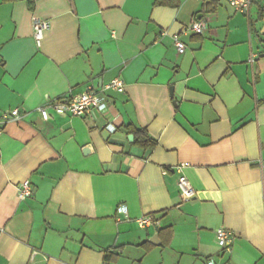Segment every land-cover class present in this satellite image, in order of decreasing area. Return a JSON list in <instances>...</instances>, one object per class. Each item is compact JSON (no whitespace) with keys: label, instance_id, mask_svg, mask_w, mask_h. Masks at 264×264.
<instances>
[{"label":"crops","instance_id":"obj_1","mask_svg":"<svg viewBox=\"0 0 264 264\" xmlns=\"http://www.w3.org/2000/svg\"><path fill=\"white\" fill-rule=\"evenodd\" d=\"M34 16L50 21L40 44ZM194 20L206 29L182 32ZM116 77L125 90L105 92L106 112L35 111ZM14 108L0 135V264H264L261 3L0 0V115ZM134 126L157 146L135 143ZM219 227L235 234L228 249Z\"/></svg>","mask_w":264,"mask_h":264},{"label":"built area","instance_id":"obj_2","mask_svg":"<svg viewBox=\"0 0 264 264\" xmlns=\"http://www.w3.org/2000/svg\"><path fill=\"white\" fill-rule=\"evenodd\" d=\"M37 1V0H34ZM202 2H214L221 0H200ZM228 2L235 10L239 12L247 13L252 4L261 3L264 6V0H223ZM33 29H34V38L37 43L40 44L44 32L50 28V21L47 19H42L38 16H34L33 20ZM206 29V23L201 20H194L190 25L185 26L182 30L184 33H202ZM174 39L177 45V48L180 52L185 51V44L180 40L179 35H174ZM107 90H112L116 92H123L125 90V82L122 78L116 77L110 80L105 84L101 90L97 89L95 85L89 84L85 90L78 94L73 95L68 98H59L47 102L46 104L36 108V112L41 116L45 121L49 120L51 117V111H54L59 115H73V116H84L90 115L94 110H98L103 113L108 110V102L105 92ZM22 117V112L18 108H14L5 112H2L0 115V135L4 131L5 124L10 120H17ZM108 130L110 132H115L117 130L116 126L108 125ZM182 164L180 167L185 166ZM261 168L264 171V161L261 162ZM178 185L180 188L181 196L184 199H191L195 195V190L191 186L188 178L185 175L180 176L178 180ZM19 197L20 199H26L32 194V186L29 180H26L19 184ZM128 207L126 204H120L116 208V214L118 220H121V216H128ZM157 221L150 215L143 216L138 219V223L141 227H145L151 224L156 223ZM235 234L230 229L225 227H219L216 229V239L219 246L223 249H228L233 240ZM207 264H218L216 259L213 257L208 258Z\"/></svg>","mask_w":264,"mask_h":264},{"label":"trees","instance_id":"obj_3","mask_svg":"<svg viewBox=\"0 0 264 264\" xmlns=\"http://www.w3.org/2000/svg\"><path fill=\"white\" fill-rule=\"evenodd\" d=\"M130 133L135 136V143L140 144L144 148H154L157 146L158 141L150 136L144 128L132 127ZM110 254H106V260L109 261Z\"/></svg>","mask_w":264,"mask_h":264},{"label":"water","instance_id":"obj_4","mask_svg":"<svg viewBox=\"0 0 264 264\" xmlns=\"http://www.w3.org/2000/svg\"><path fill=\"white\" fill-rule=\"evenodd\" d=\"M72 1V0H71ZM131 138H132V136H131Z\"/></svg>","mask_w":264,"mask_h":264}]
</instances>
